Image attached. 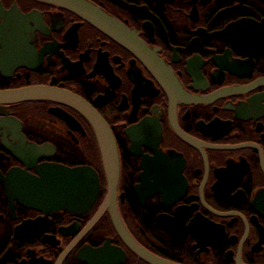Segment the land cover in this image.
Returning <instances> with one entry per match:
<instances>
[{
    "label": "flooded vegetation",
    "instance_id": "af4514ba",
    "mask_svg": "<svg viewBox=\"0 0 264 264\" xmlns=\"http://www.w3.org/2000/svg\"><path fill=\"white\" fill-rule=\"evenodd\" d=\"M78 1L143 51L63 4L0 0V90L46 86L93 106L118 145L116 194L78 109L7 105L0 264H264V0ZM24 141L44 147L32 164L16 155ZM52 164L93 168L96 203H27L25 176Z\"/></svg>",
    "mask_w": 264,
    "mask_h": 264
},
{
    "label": "water",
    "instance_id": "95a60500",
    "mask_svg": "<svg viewBox=\"0 0 264 264\" xmlns=\"http://www.w3.org/2000/svg\"><path fill=\"white\" fill-rule=\"evenodd\" d=\"M76 11L85 19H88L97 27L109 33L113 38L123 43L132 44L135 49L143 51L139 40L131 32H128L121 23L114 17L95 9L91 5L78 0H50ZM34 100H51L67 103L78 109L92 125L99 149L103 159L104 170L109 181L108 189L111 196L116 194V187L120 175V156L118 145L112 129L98 111L78 95L66 90L50 88L46 86H32L13 90H0V113L7 115V105ZM3 110V111H2ZM5 110V111H4ZM67 120L70 118L65 114L58 113ZM13 121H4L0 119V134L6 142L9 129H3V125ZM22 147L25 153L16 154L26 163L34 162L35 158L42 155L44 147L35 144L23 142ZM16 150V149H14ZM28 158V159H27ZM41 178L26 175L25 180H29L26 189V197L35 206L39 204L48 208L52 206L53 210L63 208L68 212L81 213L91 208L97 201L100 194V184L97 172L88 166L68 168L63 165L52 164L42 166L40 169ZM0 180L5 184L7 191L8 178L0 173ZM30 202V203H31ZM118 230L124 232V226L118 217L114 218ZM35 223H30L31 226ZM125 234V232H124ZM126 238H130L127 234ZM131 239V238H130ZM132 240V239H131Z\"/></svg>",
    "mask_w": 264,
    "mask_h": 264
}]
</instances>
